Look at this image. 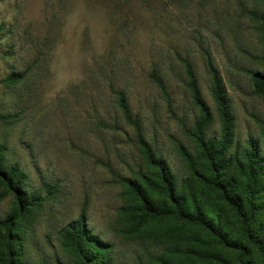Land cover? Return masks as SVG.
Returning a JSON list of instances; mask_svg holds the SVG:
<instances>
[{
	"label": "rangeland",
	"instance_id": "1",
	"mask_svg": "<svg viewBox=\"0 0 264 264\" xmlns=\"http://www.w3.org/2000/svg\"><path fill=\"white\" fill-rule=\"evenodd\" d=\"M261 12L264 0H0V143L5 162L25 174L26 190L45 197L23 233L27 261L75 264L59 234L82 210L88 228L109 244L112 264L147 262L164 246L155 237L174 229L168 221L134 237L117 231L123 179H138L146 165L116 90L178 182L186 175L178 148L195 154L187 130L198 117L181 58L213 112L206 135L219 133L213 67L232 121L227 153L251 137L262 145L264 97L250 81V71H264ZM10 72L23 77L6 84ZM12 201L11 194L0 200V216Z\"/></svg>",
	"mask_w": 264,
	"mask_h": 264
},
{
	"label": "trees",
	"instance_id": "2",
	"mask_svg": "<svg viewBox=\"0 0 264 264\" xmlns=\"http://www.w3.org/2000/svg\"><path fill=\"white\" fill-rule=\"evenodd\" d=\"M260 16L264 22V12ZM181 61L198 117L187 130L195 154L182 145L178 148L186 168L180 182L143 138L125 93L115 91L117 108L134 128L146 165L138 179H123L124 202L118 209L121 226L117 231L134 237L152 223L172 222L173 230H163L154 239L163 243L161 252L150 254L149 260L140 264H179L177 256L190 264H264V120L261 146L251 137L241 150L228 154L232 121L217 72L209 67L219 133L207 136L205 128L213 121V112L201 96L191 63L185 58ZM150 75L165 91L157 72L152 70ZM22 77L21 72H10L3 81L14 84ZM250 81L252 92L264 97V71H250ZM5 149L0 143V200L11 194L13 201L8 212L0 216V264H31L25 258L23 233L45 197L26 190L25 174L16 164L5 162ZM48 191L53 190L49 187ZM59 241L75 264H112L109 244L88 228L83 210L61 229Z\"/></svg>",
	"mask_w": 264,
	"mask_h": 264
}]
</instances>
